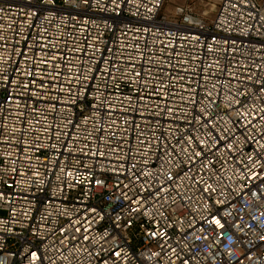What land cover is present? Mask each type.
I'll list each match as a JSON object with an SVG mask.
<instances>
[{
  "label": "built area",
  "instance_id": "2783aa9c",
  "mask_svg": "<svg viewBox=\"0 0 264 264\" xmlns=\"http://www.w3.org/2000/svg\"><path fill=\"white\" fill-rule=\"evenodd\" d=\"M0 0V264H264V0Z\"/></svg>",
  "mask_w": 264,
  "mask_h": 264
},
{
  "label": "rangeland",
  "instance_id": "374dc122",
  "mask_svg": "<svg viewBox=\"0 0 264 264\" xmlns=\"http://www.w3.org/2000/svg\"><path fill=\"white\" fill-rule=\"evenodd\" d=\"M177 6H188L197 17L208 22L215 18L216 9L212 11V7L216 6L215 0H167L164 12L173 15Z\"/></svg>",
  "mask_w": 264,
  "mask_h": 264
},
{
  "label": "bare ground",
  "instance_id": "6f19581e",
  "mask_svg": "<svg viewBox=\"0 0 264 264\" xmlns=\"http://www.w3.org/2000/svg\"><path fill=\"white\" fill-rule=\"evenodd\" d=\"M215 9H216V7H215V6H213V7H212V11H214ZM204 15H207V14L205 13Z\"/></svg>",
  "mask_w": 264,
  "mask_h": 264
}]
</instances>
